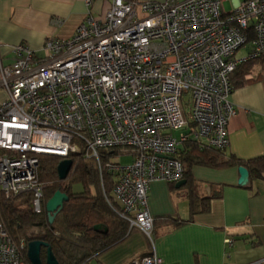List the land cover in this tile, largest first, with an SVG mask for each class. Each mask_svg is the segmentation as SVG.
<instances>
[{
  "label": "built area",
  "instance_id": "1",
  "mask_svg": "<svg viewBox=\"0 0 264 264\" xmlns=\"http://www.w3.org/2000/svg\"><path fill=\"white\" fill-rule=\"evenodd\" d=\"M82 1L87 13L70 38L47 39L42 55L15 44L8 63L0 51V191L30 194L29 208L40 213L38 156L84 151L100 178L110 174L105 197L128 230L151 239L149 184L183 179L178 156L186 141L229 144L237 114L230 74L264 55V0H242L230 12L225 0H111L98 15L94 0ZM242 47L246 54L237 57ZM26 249L0 220V264H30ZM129 264L162 260L153 251Z\"/></svg>",
  "mask_w": 264,
  "mask_h": 264
},
{
  "label": "crops",
  "instance_id": "2",
  "mask_svg": "<svg viewBox=\"0 0 264 264\" xmlns=\"http://www.w3.org/2000/svg\"><path fill=\"white\" fill-rule=\"evenodd\" d=\"M241 1L225 0L224 11L230 12ZM110 2L94 0L91 13H102ZM86 13L82 0H0V51L5 63L11 61L10 48L15 44L42 55L47 39L70 38ZM254 70L246 78H255L230 94L237 114L229 123V144L223 154L241 160L264 155V69ZM4 98L0 88V101ZM237 168L194 164L191 181L179 188L152 181L147 191L148 211L155 218L151 239L133 228L89 264H129L153 251L162 264H264V179L250 177L239 185ZM189 187L198 197L215 191L220 195L209 200L208 210L190 215Z\"/></svg>",
  "mask_w": 264,
  "mask_h": 264
},
{
  "label": "trees",
  "instance_id": "3",
  "mask_svg": "<svg viewBox=\"0 0 264 264\" xmlns=\"http://www.w3.org/2000/svg\"><path fill=\"white\" fill-rule=\"evenodd\" d=\"M255 67L264 69V55L247 59L238 64L230 74L232 87L241 86L255 77ZM224 150L201 146L198 142L186 141L179 149L178 158L184 166L185 180L191 181V166L194 164L212 168L243 165L250 177L264 179V155L241 160L233 155L225 156ZM110 152V151H109ZM108 152V153H109ZM72 166L68 176L59 180L56 166L62 159L56 155L43 154L38 156L39 179L44 183L42 210L34 213L29 208L30 194H20L6 197L0 191V220L13 240L25 238L47 242L59 264H82L90 262L96 255L106 251L121 242L131 231L112 206L107 202V195L113 186V180L108 173L100 178L94 160L85 156V152L69 153ZM80 189L75 190L74 186ZM67 194L68 200L55 216L52 224L48 223L45 210L46 201L56 191ZM220 191L205 197H198L192 187L188 188L187 196L190 205V215L198 210L209 209V200L218 197ZM155 221V218H154ZM103 224L106 231L95 230L94 226ZM37 228L36 233L28 235V231ZM45 248L41 249L42 263L45 264ZM26 255V253L24 252Z\"/></svg>",
  "mask_w": 264,
  "mask_h": 264
},
{
  "label": "water",
  "instance_id": "4",
  "mask_svg": "<svg viewBox=\"0 0 264 264\" xmlns=\"http://www.w3.org/2000/svg\"><path fill=\"white\" fill-rule=\"evenodd\" d=\"M72 166L71 158L61 159L57 166V176L59 180H64L68 176V173ZM239 178L237 183L239 185H245L249 180V172L247 168L243 165L238 166L237 168ZM186 183L185 179H182L175 183V187L179 188ZM68 200L66 193L56 190L52 196L45 203V210L47 212L48 223L52 224L57 213L62 209L64 202ZM95 230L106 231V227L103 224H97L94 226ZM45 248V264H59L56 257L54 256L51 247L47 242L42 240H30L27 243L26 256L30 264H43L41 259V249Z\"/></svg>",
  "mask_w": 264,
  "mask_h": 264
},
{
  "label": "rangeland",
  "instance_id": "5",
  "mask_svg": "<svg viewBox=\"0 0 264 264\" xmlns=\"http://www.w3.org/2000/svg\"><path fill=\"white\" fill-rule=\"evenodd\" d=\"M245 55L246 54V50H245V48H240L237 52H236V55L237 56H242V55ZM182 105H183V108L185 109V111H187V109L189 110L190 108H191V100H190V97H189V94H184V96H183V98H182ZM183 145V144H182ZM0 153H1V151H0ZM111 158H113V160H115V161H119L120 163H122V164H125V163H128V162H130L131 161V157H129V156H123V157H120V156H118L117 154H112L111 155ZM93 159H87V162L88 161H92ZM74 189L75 190H79L80 189V187H79V185H75L74 186ZM38 231V229L37 228H34V229H31V230H29L28 231V235L29 234H33V232L34 233H36Z\"/></svg>",
  "mask_w": 264,
  "mask_h": 264
}]
</instances>
